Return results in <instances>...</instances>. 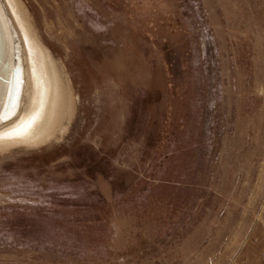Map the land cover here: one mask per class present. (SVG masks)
<instances>
[{"label": "rangeland", "instance_id": "374dc122", "mask_svg": "<svg viewBox=\"0 0 264 264\" xmlns=\"http://www.w3.org/2000/svg\"><path fill=\"white\" fill-rule=\"evenodd\" d=\"M16 7L65 110L0 150V264H264V0Z\"/></svg>", "mask_w": 264, "mask_h": 264}, {"label": "bare ground", "instance_id": "6f19581e", "mask_svg": "<svg viewBox=\"0 0 264 264\" xmlns=\"http://www.w3.org/2000/svg\"><path fill=\"white\" fill-rule=\"evenodd\" d=\"M2 1L7 7V10H9L8 12L13 16L14 20L17 19V23L22 31L23 23L20 20L21 13L16 7V1L19 2V0ZM33 51L34 53L24 51V55L22 56L24 70L23 85L19 99V113L11 122L0 127L1 151L20 144L34 146L47 140L50 137L46 138L45 136L48 124L50 123L49 120L51 119L54 121L53 119L55 118V115L57 116L56 110H59L60 106H63V110H65L64 103H60L57 108L52 107L50 110L46 109L48 106V75L46 78L43 69L45 57L42 59L34 49ZM61 94L58 95V98L55 100L58 101L59 96H61V99L63 100L62 95L64 94ZM51 96L52 95L49 97L50 99ZM50 99L49 104L51 103ZM52 106H54V104ZM50 125L51 124H49V126Z\"/></svg>", "mask_w": 264, "mask_h": 264}, {"label": "water", "instance_id": "95a60500", "mask_svg": "<svg viewBox=\"0 0 264 264\" xmlns=\"http://www.w3.org/2000/svg\"><path fill=\"white\" fill-rule=\"evenodd\" d=\"M22 48L12 20L0 0V127L19 113L24 70Z\"/></svg>", "mask_w": 264, "mask_h": 264}]
</instances>
